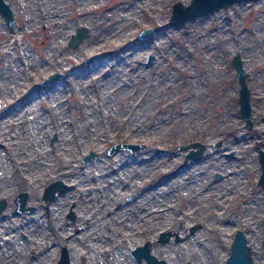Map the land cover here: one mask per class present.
<instances>
[{
	"label": "rangeland",
	"instance_id": "rangeland-1",
	"mask_svg": "<svg viewBox=\"0 0 264 264\" xmlns=\"http://www.w3.org/2000/svg\"><path fill=\"white\" fill-rule=\"evenodd\" d=\"M5 1L14 21L10 28L0 15V264H49L60 244L72 264H140L129 251L146 239L167 264H225L236 229L264 264V186L256 183L264 0L177 25L167 23L176 0ZM78 26L86 34L68 46ZM96 53L103 55L85 62ZM235 53L246 71L249 128L238 111ZM55 71V81L40 83ZM122 141L144 146L107 153ZM191 141L205 149L184 161L180 145ZM56 180L66 188L42 200ZM21 192L32 210L15 214ZM166 229L180 239L154 242Z\"/></svg>",
	"mask_w": 264,
	"mask_h": 264
},
{
	"label": "water",
	"instance_id": "water-1",
	"mask_svg": "<svg viewBox=\"0 0 264 264\" xmlns=\"http://www.w3.org/2000/svg\"><path fill=\"white\" fill-rule=\"evenodd\" d=\"M239 1V0H189L188 3L184 4L179 0L174 1L171 4V11L168 18V24H183L187 20L220 7H226L229 3ZM0 15L3 17L5 23L12 28L13 26V13L11 7L5 0H0ZM151 28H144L139 31L138 36L140 38H145L149 33H151ZM86 34V28L84 26H78L74 32H72L67 40V45L71 47H75L82 40L84 35ZM103 55V53H96L85 58V62H91L94 59H98ZM152 58V55L148 56V60ZM231 63L235 69L234 78L238 82V90H237V103H238V111L240 116L244 119V124L247 128L252 125L251 121V107L249 103V89L247 87L245 76L246 71L242 66V60L238 53H235L231 57ZM61 73L59 71H55L44 78L41 79L42 85H47L53 81H55ZM220 141H216L215 145L218 146ZM143 147V143L136 141H122L115 142L108 146L106 149L107 153H115L120 149H126L130 152L137 151L138 149ZM180 148L186 149L184 153V161L194 160L199 158L202 155L203 150L205 149V144L201 141H191L188 143H184L180 145ZM94 155V151H88L84 153L81 157L82 161H86L90 159ZM227 155L231 156L232 153H227ZM258 161L260 164V172L257 178V185L263 187L264 186V149L258 148L257 150ZM219 173H215L214 177H219ZM67 186L61 180H56L49 183L45 187V198H51L55 191H61L65 189ZM264 197V188L262 191ZM26 194L21 192L17 195L16 198V210L17 212L29 210L31 207L25 204ZM4 206V200L0 199V209ZM198 227V224H193L188 227V232L194 231ZM262 245L264 247V215L262 217ZM174 241H178L180 236L176 231L172 230H163L157 234L156 241L159 243L168 242L170 239ZM253 249L247 243V238L244 232L241 229H236L233 235V238L230 243L229 252L225 259V264H255L253 259ZM130 254L137 260H140L141 257L145 259L148 264H167L166 259L158 258L153 253L150 252L149 241H145L140 245L134 246L130 249ZM52 264H71L68 256V252L65 246L61 249V254L58 260Z\"/></svg>",
	"mask_w": 264,
	"mask_h": 264
},
{
	"label": "flooded vegetation",
	"instance_id": "flooded-vegetation-1",
	"mask_svg": "<svg viewBox=\"0 0 264 264\" xmlns=\"http://www.w3.org/2000/svg\"><path fill=\"white\" fill-rule=\"evenodd\" d=\"M144 146V145H143ZM263 191V190H262ZM56 192V191H55ZM55 192H54V194H55ZM44 193H45V189H44V192L42 193V195H41V199L42 200H44V201H47V200H50L53 196H54V194H53V196L51 197V198H45V196H44ZM26 194V198H27V193H25ZM134 197V195H132V198ZM16 198H17V196L15 197V199H14V205H13V209H14V213L15 214H19V213H22V212H25V211H31L32 210V207L29 209V210H25V211H21V212H17V210H16ZM25 204L27 205V203H26V201H25ZM29 206V205H28ZM5 209V201H4V206H3V208H1L0 209V212L1 211H3ZM46 211H47V213H48V209L46 208ZM68 218H70L71 219V221L72 220H74L75 219V215H74V213H73V211L70 209V211H68V213H67V215H66ZM48 221H50V220H48ZM85 223L87 222L86 220L84 221ZM166 230H168V229H166ZM73 231L74 232H77L78 231V228L77 227H75V228H73ZM21 236L22 237H24L25 235L22 233L21 234ZM72 235H70L69 237H71ZM156 239H157V236L155 237V241L154 242H157L156 241ZM147 240V239H146ZM146 240H144L143 242H145ZM142 242V243H143ZM141 243V244H142ZM159 243V242H158ZM137 245H140V244H136V245H134V246H137ZM149 245H150V241H149ZM63 246H65V245H62V244H60L59 246H58V248L56 249V251H55V253H54V256H53V259H52V261L49 263V264H52V263H54V262H56L57 260H58V258H59V256H60V254H61V249H62V247ZM133 246V247H134ZM66 247V249H67V252H68V256H69V260H70V262H71V260H72V257H71V252H69V249L67 248V246H65ZM35 247L34 246H32V247H29L28 248V252L30 253V254H35ZM101 252L102 253H104V254H108V251L107 250H105V249H102L101 250ZM130 252V251H129ZM151 252V251H150ZM37 253V252H36ZM38 253H40V250H39V252ZM152 253V252H151ZM132 256V255H131ZM133 257V256H132ZM134 258V257H133ZM32 259V261L33 260H35V258H31ZM80 259L82 260L83 259V257H80ZM134 260L135 261H137L138 263H140V264H148L146 261H145V259L143 258V257H141V259L140 260H137V259H135L134 258ZM28 261H30V260H28ZM72 264V263H71Z\"/></svg>",
	"mask_w": 264,
	"mask_h": 264
},
{
	"label": "bare ground",
	"instance_id": "bare-ground-1",
	"mask_svg": "<svg viewBox=\"0 0 264 264\" xmlns=\"http://www.w3.org/2000/svg\"><path fill=\"white\" fill-rule=\"evenodd\" d=\"M17 38H18V36H16V35L13 36L12 40L10 41V43H9L8 46H7V49H6L7 51H8L10 48H13V47H14L13 43H15V41L17 40ZM18 43H19V42H18ZM15 47H16V46H15ZM34 101H35V100H34ZM18 106H19V105H18ZM31 106H32V105H31ZM178 178H179V177H178ZM181 178H182V176H181ZM53 180H54V179H53ZM47 181H48V180H47ZM171 181H172V180H171ZM171 183H172V182H171ZM27 187H28V186H26V185L24 186V185H23V186L21 187V190H24V191L29 192V191H28L29 188H27ZM36 189H37V188H36ZM32 190H33V189H32ZM35 191H36V190H35ZM37 192H38V191H37ZM37 192H36V193H37ZM31 197H32V196H31ZM256 264H258L257 261H256Z\"/></svg>",
	"mask_w": 264,
	"mask_h": 264
}]
</instances>
